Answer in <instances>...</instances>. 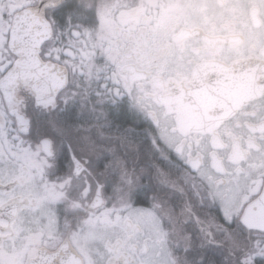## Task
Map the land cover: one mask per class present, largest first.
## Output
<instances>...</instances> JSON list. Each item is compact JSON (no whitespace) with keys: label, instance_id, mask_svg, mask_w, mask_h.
Segmentation results:
<instances>
[{"label":"flooded vegetation","instance_id":"obj_1","mask_svg":"<svg viewBox=\"0 0 264 264\" xmlns=\"http://www.w3.org/2000/svg\"><path fill=\"white\" fill-rule=\"evenodd\" d=\"M59 1L41 58L68 85L40 104L4 83L41 0H0V264L65 243L84 264H257L264 0Z\"/></svg>","mask_w":264,"mask_h":264},{"label":"water","instance_id":"obj_2","mask_svg":"<svg viewBox=\"0 0 264 264\" xmlns=\"http://www.w3.org/2000/svg\"><path fill=\"white\" fill-rule=\"evenodd\" d=\"M59 2L41 0L37 9L18 14L11 33L10 49L19 61L16 64L17 71L4 85L15 83L29 86L40 104L46 97L54 99L68 85V72L59 65L45 63L41 58L42 46L53 36L46 11L57 7ZM178 114L179 127H187L182 112ZM243 223L251 230L264 232V192L247 208ZM30 264H84V261L70 243H65L56 252L41 251L39 257Z\"/></svg>","mask_w":264,"mask_h":264},{"label":"rangeland","instance_id":"obj_3","mask_svg":"<svg viewBox=\"0 0 264 264\" xmlns=\"http://www.w3.org/2000/svg\"><path fill=\"white\" fill-rule=\"evenodd\" d=\"M93 67H94V63L91 61L89 64H88V72H89V74H92L93 72H91V70L93 69ZM257 252V251H256ZM263 259H264V253L262 254V256H261Z\"/></svg>","mask_w":264,"mask_h":264},{"label":"trees","instance_id":"obj_4","mask_svg":"<svg viewBox=\"0 0 264 264\" xmlns=\"http://www.w3.org/2000/svg\"><path fill=\"white\" fill-rule=\"evenodd\" d=\"M63 19H67V17H63Z\"/></svg>","mask_w":264,"mask_h":264},{"label":"bare ground","instance_id":"obj_5","mask_svg":"<svg viewBox=\"0 0 264 264\" xmlns=\"http://www.w3.org/2000/svg\"><path fill=\"white\" fill-rule=\"evenodd\" d=\"M45 44V43H44ZM43 47V46H42Z\"/></svg>","mask_w":264,"mask_h":264}]
</instances>
